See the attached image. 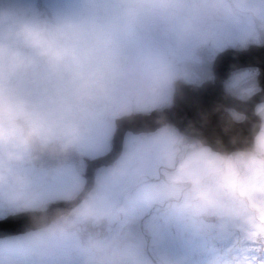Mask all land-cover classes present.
<instances>
[{
    "label": "rangeland",
    "instance_id": "rangeland-1",
    "mask_svg": "<svg viewBox=\"0 0 264 264\" xmlns=\"http://www.w3.org/2000/svg\"><path fill=\"white\" fill-rule=\"evenodd\" d=\"M144 11L151 14L145 17L141 14ZM168 11L169 17L161 19L156 27L153 14H167ZM254 13L264 22V0H0V43L3 39L7 44L13 43L14 35L19 34L23 23L42 22L56 44L68 50L69 55L53 66L33 47L28 59L34 64L36 88L30 102L35 107L34 112L46 118L56 132L71 135L73 143L79 142L78 150L92 157L96 154L92 134L84 131L94 128L93 122L98 126L109 122L106 120L109 99L110 109L119 111L142 110L146 107L143 102L147 100L148 105L158 104L159 100L153 97L156 83L166 86L173 77L183 75L181 62L193 57L196 46L211 42L215 49H219L242 44L256 35ZM18 48H21L19 44L15 49ZM26 55L25 51L19 54L25 60ZM5 58L6 64L0 66L3 77L6 76L4 68L14 67L13 55ZM26 80L24 73L13 79L18 85ZM116 82L113 93L99 90L102 84ZM101 94L107 99L106 106H102L100 112H94L88 107L87 99L96 98L95 102L103 105ZM79 108L83 112L81 118L90 117L91 120L69 122L71 115L74 119L80 118L77 116ZM137 114L133 112L126 116ZM61 115H64L63 120H60ZM89 123L91 125L87 126ZM163 135L161 146L154 148L139 144L134 149L126 147L111 168L96 174L95 185L86 197L94 196L98 210L108 214L110 238L102 240L118 248L120 244L116 241L124 238L126 244L129 242L126 251L132 261L150 264L143 254L135 255V250L145 247L151 262L155 261V256L173 260L177 251L170 242L178 241L174 246L181 255V245L186 244L184 230L200 231L231 242L230 251L241 250L235 258L231 257L234 264H259L261 256L263 261L260 239H264V178L255 183L249 178L237 189L221 180L211 163L204 162L182 176L179 186L161 187L160 182L146 184L158 175L157 168L161 164L174 167L175 161L178 165L195 151L189 149L185 156L184 149L177 153L172 148L174 137L168 132ZM262 136L264 132L259 135ZM206 149L209 156L217 154ZM137 162L139 167H136ZM177 165L173 170L164 169L162 173L168 176ZM117 166L119 171H114ZM66 171L63 182H60L66 186L67 199H70L79 192L84 179L73 166H67ZM53 184L54 176H51V186ZM157 189L159 195H146ZM243 197L248 198L251 213H245V207L241 204V210L235 203L242 201ZM154 204L156 210L152 208ZM164 207L166 217L171 218L175 226L179 224L174 232L163 226ZM209 214L219 215L220 219L211 220ZM95 222L99 221L80 220L64 230L3 239L0 245L4 249L7 247L8 253L0 259V264H65L60 258L66 259L73 254L78 259L82 251L89 255L88 244L81 241L80 233L90 225L95 227ZM145 228L153 232H148L153 235L152 239L147 236ZM254 248H257L256 252ZM111 250L120 260L116 249ZM151 250L156 253L153 255ZM201 254L206 259L203 264H217V255L207 257L208 253ZM183 261L179 264H190L186 257ZM222 261L228 264L229 260ZM77 262L86 264L88 260L86 263Z\"/></svg>",
    "mask_w": 264,
    "mask_h": 264
},
{
    "label": "flooded vegetation",
    "instance_id": "flooded-vegetation-1",
    "mask_svg": "<svg viewBox=\"0 0 264 264\" xmlns=\"http://www.w3.org/2000/svg\"><path fill=\"white\" fill-rule=\"evenodd\" d=\"M14 36H16V38L13 40V43L7 44V41L5 39H3L2 42L0 43V60H3V62H5V63L1 62L0 66L3 67L6 64L5 57H8L13 54L19 55L21 54V52L22 54H24V51L27 53L25 57L28 63L27 66L24 68L9 67L3 69V72H6V76L3 77L0 75V97H7L9 100H14V101H22L27 105V107L30 110L34 112L35 107L30 102V100H33L35 96V88H36L35 86L36 84L34 82V67H33L34 64L28 59L30 52L33 50V46L29 44L20 34L16 33ZM17 37H19V40L17 39ZM248 40L256 44L260 43V38L258 36L257 31H256V35L255 34L252 35ZM246 41L247 40H245V42L242 44H237V45L234 44L232 46L235 48H240L245 45ZM17 43L21 46L22 49L21 48L15 49V47L18 46ZM224 47H221L219 49L213 48L210 52V55L208 56L209 59L213 58L216 55V53L219 50H222ZM204 52L205 51L203 50L202 53ZM193 54H194L193 57L190 59L197 63H201L202 58L200 54H196L195 52H193ZM20 73L26 74L27 80L25 83L22 82L21 85H18V82L13 81V79L15 80L16 78H18V75H20ZM182 73L183 75L175 79L173 77L171 79V82L169 83L166 82V86H163L161 82L157 81L158 83H156L155 94L153 97L154 100H159V103L154 105H148L149 100H147V102L144 101L143 104H145L146 107L142 108V110L139 109L137 111H134V110L124 109L122 111H119V109L117 108L110 109L111 104H109L110 101L109 99L107 102L108 115L106 117V120H108L109 122L108 123L103 122L100 126L97 125L98 123L93 122L94 128H89V129L86 128V130L84 131V132H91L94 143L93 148L95 149L94 153L96 152V154L92 157L86 156L82 153V151L78 150L79 142L73 143V145L76 147L78 152L81 154L79 164L82 170H85L86 168L85 157L97 158L107 154L112 149L113 144L115 142L116 119L118 117L133 112H138L147 115L152 111L162 110L166 105L171 103L173 92L175 90L176 80L179 78H181L187 84H195V85H200L208 81L210 82L215 81V76L212 74L201 75L188 68L182 67ZM258 74H260V69L257 66L240 67L228 75L223 86L224 90L238 100L241 101L248 100L258 92H260L262 89L260 85H258L255 81H253V78L256 77ZM117 84H118L117 82L112 84L111 83L102 84L99 90L102 92L108 90L110 93H113V87H116ZM61 93L63 92L61 91ZM39 95H43V94L40 93ZM90 96L92 95L90 94ZM101 97H103L102 94ZM95 99L96 98L90 97L89 99H87L86 103L88 107L91 108L94 112H100L101 111L100 108L102 106H106L105 100L107 99H104V97L101 98L103 105L100 106L98 105V102H95L97 101V99L96 100ZM113 109L116 110L113 111ZM263 109H264V99L257 102L254 106V111L256 114L261 112ZM227 110L236 122L244 121L246 118L245 113L239 112L235 108L230 107L227 108ZM79 111L80 114H77V116L80 118L74 119L73 115H71L68 118L69 122L75 123L77 121L81 122L83 120L86 121L91 120L90 117H85L84 119L81 118L83 114L82 109L79 108ZM59 115L60 114H58V117ZM103 116L104 115L102 114L101 117ZM63 117L64 115L63 116L61 115L60 120H63ZM88 125H91V123L87 124V126ZM0 126L3 127L9 126L8 117L5 116L3 113H0ZM124 132L125 134L123 138V150L126 147L134 149L139 144L141 145L147 144L153 146L154 148H157L158 146H161L162 142L164 141L163 132H168L169 136L174 137L173 140L178 138L181 141L183 145V149L185 151L189 148L186 139L183 136H178V134H176V132H179L178 129L169 124L165 126H158L157 128L151 131H142L143 133H140L138 135L131 133L133 131L128 129L125 130ZM258 132H264V120ZM57 133L60 134L62 137H66L63 132H57ZM14 150L15 149L12 147L11 144H7V145L0 144V220L10 217L11 215H19V214L37 215L41 212L46 211L49 208L51 202H56L68 198V195L66 193V186H64L61 182H63L65 173L67 172L66 167L73 166L75 168L73 164L58 163L51 166L50 165L51 154L53 153H45L39 158V159L42 158L44 160L43 164H40L36 161L13 159L9 156V153L13 152ZM58 154L60 155L61 153ZM178 156L179 155H177V158ZM177 163L175 161L174 167L163 166L161 164L157 168L158 175L155 176L154 178H151L150 179L152 180L151 182L152 183L161 182L163 178L166 177V175L163 174L162 171L164 169L173 170L176 167ZM113 165L114 164L96 168L95 170L96 174H98L99 171L102 169L108 170ZM136 165H137L136 167H139L140 163L137 162ZM75 170L79 175H81V177L85 181L86 180L85 176L79 173L76 168ZM51 176H54V184L52 186H51ZM95 180H96V176H95ZM19 193H24V197L23 198L19 197L18 196ZM32 221H35V218L32 217ZM47 231L48 230L42 229V226H38L29 229L23 234L45 233ZM6 238H9V236L0 237V241ZM7 253H8L7 247H5L4 249V247L0 245V259L3 257L4 254Z\"/></svg>",
    "mask_w": 264,
    "mask_h": 264
},
{
    "label": "water",
    "instance_id": "water-1",
    "mask_svg": "<svg viewBox=\"0 0 264 264\" xmlns=\"http://www.w3.org/2000/svg\"><path fill=\"white\" fill-rule=\"evenodd\" d=\"M254 21L261 38L260 44L247 42L242 48L229 46L218 52L213 60L208 59L211 51L208 45L198 47L197 52L202 55L203 59L201 64L184 61L182 65L201 75H214V82L208 81L196 86L187 85L182 79H179L176 82L172 104L162 111H154L149 115L124 116L117 119L114 148L107 156L92 160L87 159V169L84 174L86 184L77 196L70 200L52 202L46 211L37 215L19 214L1 220L0 222L7 221L9 227L0 228V237L42 226L58 210L69 209L78 205L94 185L95 168L108 165L118 157L122 148V137L127 129L139 133L154 130L158 126L169 123L176 126L180 134H183L188 141L194 143L193 149L207 145L219 154H236L252 148L256 143V136L264 120V109L258 114L254 111L255 104L264 99V26L256 17ZM203 50L204 53H202ZM246 66H257L260 69V74L254 77L253 81L262 89L248 100L241 101L225 92L223 86L231 72ZM230 107L245 113V120L236 122L227 111V108ZM79 157L80 155L72 146L67 152L60 155L58 153L51 154L50 165L75 162L79 169ZM36 162L43 164L44 160L41 158ZM32 217L35 218V221H32Z\"/></svg>",
    "mask_w": 264,
    "mask_h": 264
},
{
    "label": "clouds",
    "instance_id": "clouds-1",
    "mask_svg": "<svg viewBox=\"0 0 264 264\" xmlns=\"http://www.w3.org/2000/svg\"><path fill=\"white\" fill-rule=\"evenodd\" d=\"M19 34L40 55L45 56L53 64H59L69 55L67 49L59 47L52 38L48 27L42 22H25L20 25ZM14 55V67L24 68L27 61L18 54ZM0 113L8 117V127L0 126V144H11L15 149L9 153L13 159L36 161L45 153L67 152L73 146L71 135L62 137L42 115L30 110L22 101L9 100L0 97ZM173 150L177 153L183 150L181 141H173ZM206 148H199L186 156L177 165L174 172L166 176L160 186H179L181 178L189 174L190 170L200 163L208 162L214 167L221 180L233 187H239L251 178L255 183L264 178V136L258 137L255 145L236 154H214L209 156ZM114 171H119L117 166ZM159 189L147 192L149 197L159 195ZM23 198L24 193H19ZM34 198V197H33ZM108 218L96 207L95 197H85L78 205L69 209L58 210L42 229L59 231L72 228L77 221L93 219L96 221ZM111 245L104 240H90L87 245L89 264H122L118 257L110 251Z\"/></svg>",
    "mask_w": 264,
    "mask_h": 264
},
{
    "label": "trees",
    "instance_id": "trees-1",
    "mask_svg": "<svg viewBox=\"0 0 264 264\" xmlns=\"http://www.w3.org/2000/svg\"><path fill=\"white\" fill-rule=\"evenodd\" d=\"M40 1H42V0H40ZM101 1H103V0H101ZM255 1H258V0H255ZM40 9H42V7ZM146 11L141 12V14L145 17L149 16L151 14V13L146 12ZM153 15L155 16L153 19L159 20V19L163 18L164 16L169 15V13L164 14L161 12L158 15H155V14H153ZM237 198L238 197H236V199ZM235 203L237 204L238 207H240L241 210L243 209L241 206V204H242L243 207H245L244 208L246 210L245 213H251L252 208L249 205V200L247 197H243L242 201L239 200V201H236ZM212 208L216 209L215 206H213ZM165 210H166V207L162 208L163 218H161V219H164L163 226L166 227L165 230L171 229L170 232H172V230L174 232L175 231L174 228H178L177 226H179V224H176V226H175L174 222L172 220H170L171 218L166 217L167 213L165 212ZM202 215H204V214H202ZM209 215L211 216L210 217L211 220H214V221L217 220L218 221L220 219L219 215H215V214H209ZM166 222L170 223V224H167ZM88 224H91L90 221ZM95 224H96L95 227L90 225L89 226L90 228L84 229L82 234L80 233L81 241L84 244H88V240L90 238H91V240H102V239L108 240L110 238V231H108L110 226L108 225L106 219L100 220L98 223L95 222ZM144 230H145V232H147V236H149V238L152 239L153 235H151V234H153V232L146 229V228ZM165 230H163V231H165ZM148 232H150L151 234ZM141 238L144 239L143 235H141ZM126 240H127V238H126ZM184 240H185L186 244L181 245L182 250H183V252H182L183 254L181 253V255L179 254V251L177 250V248L174 246V244L176 245L178 243V241L176 240L174 242L172 240L170 242V243H172L173 250L177 251V252H175V257L173 260H170L169 257L163 258L162 256H157V257L155 256L154 262H156V263L151 262L148 254L145 250V247L138 249V250H135L134 254L135 255H136V253L138 255L143 254L144 257L150 262V264H179V262H184L183 259L185 257L188 259L190 264H203L204 260H206V259H204V257H203L204 255L201 254V252H202L204 254L208 253L209 255H206L207 257H210L211 256L210 254H214L215 256L217 255L216 256L217 264H226L222 261V259L226 260V261L229 260V261H227L228 264H234V260L231 259V257L235 258L237 256L236 253L241 251L239 249L234 250V251L233 250L230 251L228 248L232 245L231 242H227V240H222V238H218V237L214 238L212 234H207L205 232H200V231H198L196 233H191L190 231L186 232L184 230ZM145 241H144V243H145ZM260 241H261V246H262L261 250L263 251V256H264V239L261 238ZM116 243L120 244V246L118 248H116V247H114L115 245H112V248H115L116 249L115 251L118 252L119 257H120V261L122 262V264H136L130 258L129 252L126 251V245L128 246L129 242L126 244V242L124 241V238H121V240L119 242L116 241ZM256 249L257 248L253 249L254 252H256ZM86 250H87V248H86ZM110 251H112V250L110 249ZM151 253L154 255L156 252H154V250H151ZM259 259L260 260H258V263L264 264V260L262 261V256ZM76 260L77 261L82 260L86 263L88 260V255L82 251L81 256H78V259H76V257L74 258L73 254L66 256V259L60 258V261L62 263H65V264H77L78 262ZM231 261H233V263ZM86 264H89V262ZM206 264H213V263L206 262Z\"/></svg>",
    "mask_w": 264,
    "mask_h": 264
},
{
    "label": "snow or ice",
    "instance_id": "snow-or-ice-1",
    "mask_svg": "<svg viewBox=\"0 0 264 264\" xmlns=\"http://www.w3.org/2000/svg\"><path fill=\"white\" fill-rule=\"evenodd\" d=\"M9 227V223L7 221L0 222V228H6Z\"/></svg>",
    "mask_w": 264,
    "mask_h": 264
},
{
    "label": "bare ground",
    "instance_id": "bare-ground-1",
    "mask_svg": "<svg viewBox=\"0 0 264 264\" xmlns=\"http://www.w3.org/2000/svg\"><path fill=\"white\" fill-rule=\"evenodd\" d=\"M85 184H86V180L84 181V184H83V187L81 188V190L84 188V186H85ZM24 232H20V233H17V234H15V235H22Z\"/></svg>",
    "mask_w": 264,
    "mask_h": 264
}]
</instances>
